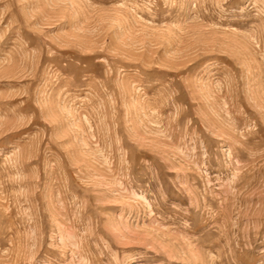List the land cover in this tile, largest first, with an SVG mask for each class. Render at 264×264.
<instances>
[{
    "label": "rangeland",
    "instance_id": "obj_1",
    "mask_svg": "<svg viewBox=\"0 0 264 264\" xmlns=\"http://www.w3.org/2000/svg\"><path fill=\"white\" fill-rule=\"evenodd\" d=\"M0 264H264V0H0Z\"/></svg>",
    "mask_w": 264,
    "mask_h": 264
}]
</instances>
